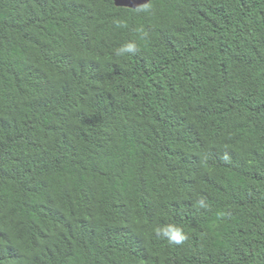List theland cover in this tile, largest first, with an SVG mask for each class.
<instances>
[{
    "label": "trees",
    "instance_id": "1",
    "mask_svg": "<svg viewBox=\"0 0 264 264\" xmlns=\"http://www.w3.org/2000/svg\"><path fill=\"white\" fill-rule=\"evenodd\" d=\"M148 4L0 0V264H264V0Z\"/></svg>",
    "mask_w": 264,
    "mask_h": 264
},
{
    "label": "clouds",
    "instance_id": "2",
    "mask_svg": "<svg viewBox=\"0 0 264 264\" xmlns=\"http://www.w3.org/2000/svg\"><path fill=\"white\" fill-rule=\"evenodd\" d=\"M136 10L138 12L147 13L151 9H150V5L147 3L146 0V2L143 3V6H137ZM113 23L117 28L126 27V24L119 19L114 20ZM137 50H138L137 42L135 40H132L125 42L124 44L116 48L115 55L118 57L126 56L129 54L134 55L137 52ZM223 159L227 161L228 156L224 155ZM198 203L200 207H206L205 201L203 199L199 200ZM157 235L162 237L164 240H166L167 243H169L170 245H182L188 239V235L183 230V228L174 223H170L162 226L157 231Z\"/></svg>",
    "mask_w": 264,
    "mask_h": 264
},
{
    "label": "water",
    "instance_id": "3",
    "mask_svg": "<svg viewBox=\"0 0 264 264\" xmlns=\"http://www.w3.org/2000/svg\"><path fill=\"white\" fill-rule=\"evenodd\" d=\"M149 1L150 0H147V3ZM145 2H146V0H115L116 5L127 6V7H131V8H136L137 6H141Z\"/></svg>",
    "mask_w": 264,
    "mask_h": 264
}]
</instances>
